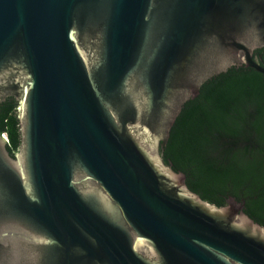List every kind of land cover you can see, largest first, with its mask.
Instances as JSON below:
<instances>
[{
    "label": "water",
    "instance_id": "water-1",
    "mask_svg": "<svg viewBox=\"0 0 264 264\" xmlns=\"http://www.w3.org/2000/svg\"><path fill=\"white\" fill-rule=\"evenodd\" d=\"M0 264H264V0H0Z\"/></svg>",
    "mask_w": 264,
    "mask_h": 264
},
{
    "label": "trees",
    "instance_id": "trees-1",
    "mask_svg": "<svg viewBox=\"0 0 264 264\" xmlns=\"http://www.w3.org/2000/svg\"><path fill=\"white\" fill-rule=\"evenodd\" d=\"M18 102L14 97H7L0 102V135L7 138L6 147L14 156L20 145Z\"/></svg>",
    "mask_w": 264,
    "mask_h": 264
},
{
    "label": "built area",
    "instance_id": "built-area-1",
    "mask_svg": "<svg viewBox=\"0 0 264 264\" xmlns=\"http://www.w3.org/2000/svg\"><path fill=\"white\" fill-rule=\"evenodd\" d=\"M2 137L4 138V140H5L6 143H7V138H6V136H5V135H2Z\"/></svg>",
    "mask_w": 264,
    "mask_h": 264
}]
</instances>
